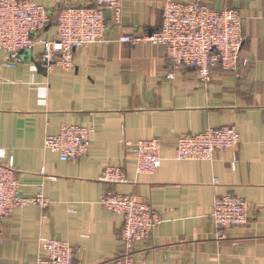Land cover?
I'll return each mask as SVG.
<instances>
[{"label":"crops","instance_id":"crops-1","mask_svg":"<svg viewBox=\"0 0 264 264\" xmlns=\"http://www.w3.org/2000/svg\"><path fill=\"white\" fill-rule=\"evenodd\" d=\"M36 1L50 12L40 34L49 40L59 9L86 4ZM166 1L124 0L119 23L107 11L104 41L77 49L70 72H47L39 46L13 69L0 51V150L13 158L21 195L35 197L41 185L49 202L45 219L26 206L0 220V264H36L41 238L69 243L72 264L107 263L119 253L122 222L101 204L108 192L139 196L160 216L150 240L134 247L135 264H264V0H203L241 13L247 60L236 72L215 69L208 82L171 68L163 46L121 41L157 30ZM71 125L93 129L90 146L77 161L61 162L44 139ZM225 126L240 135L234 151L213 161L174 159L177 137ZM153 138L161 141L160 165L136 174L128 144ZM109 166L122 168L126 183L99 182ZM226 194L247 203L249 222L217 241L213 201Z\"/></svg>","mask_w":264,"mask_h":264},{"label":"built area","instance_id":"built-area-1","mask_svg":"<svg viewBox=\"0 0 264 264\" xmlns=\"http://www.w3.org/2000/svg\"><path fill=\"white\" fill-rule=\"evenodd\" d=\"M124 0H86V4L66 6L55 14L56 38L40 36L51 24L47 8L36 0H0V51L6 56V67L16 68L22 54L35 46L42 48L40 63L50 72L54 66L63 72L73 70V56L77 49L102 43L105 31V13L112 11L120 21ZM133 44L149 43L163 46L171 68L191 69L202 82H208L212 71L236 72L247 67L242 58L243 17L238 10H214L203 0L175 3L167 0L162 8L161 26L139 37L121 38ZM93 129L81 125L63 126L56 135H47L44 149L58 155L61 162H75L87 154ZM240 143L235 127L208 128L197 134H184L176 139L174 159L177 161H213L224 151H234ZM134 156L136 174H153L158 169L161 141L153 138L128 144ZM99 182L107 185L126 183L120 167H105ZM14 161L0 150V220L12 216L16 209L34 206L46 218L48 199L42 186L37 194L25 198ZM102 206L122 218L119 230V253L105 264H135L133 249L150 240L153 230L161 223L160 216L139 196L108 192L101 199ZM212 220L215 239H227L228 230L249 222L247 203L234 195L218 196L213 201ZM40 255L36 264H72L73 248L65 241L41 238Z\"/></svg>","mask_w":264,"mask_h":264}]
</instances>
